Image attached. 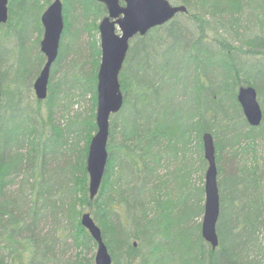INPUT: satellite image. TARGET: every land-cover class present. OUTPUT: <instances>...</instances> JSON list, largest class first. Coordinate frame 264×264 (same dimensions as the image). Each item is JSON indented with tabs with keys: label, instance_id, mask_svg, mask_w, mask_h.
<instances>
[{
	"label": "trees",
	"instance_id": "1",
	"mask_svg": "<svg viewBox=\"0 0 264 264\" xmlns=\"http://www.w3.org/2000/svg\"><path fill=\"white\" fill-rule=\"evenodd\" d=\"M89 1L93 10L85 13ZM173 1L185 4L186 11L176 13L143 35L137 34L130 43L119 73L123 103L109 118L108 159L101 185L92 199L88 193L86 157L97 129L96 85L100 62V44L92 29L99 31L96 21L106 14L105 5L97 0L70 1L71 23L64 22L43 99H37L35 94L30 99L25 97L45 60L39 46L43 33L40 17L31 26V31H36L31 42L35 43L30 59L33 68L16 70L15 77L9 78L12 90L1 86L0 80V264H94L92 255L84 254L86 249L96 246L80 223L85 207L101 229L112 264H160L162 251L181 242V235L188 234L187 231L188 239L199 245L196 264H237L219 259V253L227 250L222 235V226L227 225L225 214L232 215V229L246 233V238L240 241L245 246L240 263L264 264V252L245 255L249 248L256 249V228L264 220L261 212L264 154H260V148L264 147V0ZM75 6L83 16L82 29L91 36L85 47L77 45L78 32L72 31ZM251 10L256 12L254 24ZM63 16L64 19L65 12ZM9 20L10 10L7 20L0 25L8 24ZM252 25L256 33L249 34ZM176 29L182 30L184 39L180 40ZM72 34L74 40L68 42ZM7 36L10 41L11 33ZM23 41H13L10 48L15 45L21 48ZM132 43L139 45L138 56L143 55L148 62L152 58L148 66L152 70L150 78H145V67L139 65L134 73L127 74ZM167 45H176L186 55L192 67L189 76L195 71L204 73V68L209 67L213 72L197 79L198 93L193 99L194 106L188 105L192 108L189 111L187 108L188 114L176 113L166 124L156 115L149 117L147 112L155 107L149 109L146 104L150 95L160 101V91L166 88L169 72L157 64L162 48ZM66 54L71 56L65 62L62 60ZM81 56L83 59H79ZM7 65L14 63L10 60ZM76 66L82 67L83 78H79L81 73H75ZM23 71L28 72L27 76L30 74L26 85L17 76ZM67 75L84 82L76 81L68 88L53 86ZM244 84H252L257 90L263 116L256 126L246 121L236 97L238 87ZM87 93L90 111L83 115L73 103H80ZM176 96L186 103L189 94L182 89ZM24 98L33 103L26 122L6 124L5 112L13 110L15 100ZM59 105L67 111L65 116H57ZM205 131H210L214 138L218 173L219 242L215 248L201 234L203 175L205 178L207 167L202 139ZM51 147H60L66 158L62 166L63 182L53 187L47 184V168L42 169L50 158ZM250 185L257 194H251ZM46 216L55 227L41 234L38 223ZM117 229L126 233L120 234ZM57 237H69L75 254L61 259L53 253Z\"/></svg>",
	"mask_w": 264,
	"mask_h": 264
},
{
	"label": "rangeland",
	"instance_id": "2",
	"mask_svg": "<svg viewBox=\"0 0 264 264\" xmlns=\"http://www.w3.org/2000/svg\"><path fill=\"white\" fill-rule=\"evenodd\" d=\"M52 0H8V13L10 10V20L8 24L0 25V74H1V86L6 88L7 90H12L14 89V86L9 84V78L15 77V72L16 70H23V69H32L33 66L31 65V57L33 53L31 52L35 48V43H31L34 38L36 37V31L33 30L31 31V26L33 27L37 22L40 17L41 11L45 9L46 5H48ZM63 3V8L65 10L63 11V15L65 12V18L64 22L68 24V21H70V12H71V0H61ZM75 1V0H74ZM86 2L88 0H85ZM171 3H175L173 0H169ZM252 3H255V0H252ZM78 5V4H77ZM76 5V6H77ZM74 7L78 8V7ZM92 5L90 4V1L88 2V9L84 8V12H89L92 11ZM253 13L251 15V20H254L256 12L254 10H251ZM74 15V22L72 25V31L74 32L75 30L78 32V37L76 41L79 43L77 45H88L89 40L91 39V36L84 29H82V22H81V17L82 15L79 14V9H75L73 11L72 17ZM64 17V16H63ZM100 19V18H99ZM99 19L96 21L97 25L99 22ZM71 23V21H70ZM254 24V21L253 23ZM81 26V27H80ZM71 27V26H70ZM92 29V27H91ZM11 33V39L8 41V33ZM32 32V33H31ZM92 32L96 34L97 41H99V31L92 29ZM31 33V34H30ZM175 33L178 35V37L181 39H184L185 37L183 36V32L181 29H176ZM256 33V28L254 25H252V30L250 31L249 34H254ZM30 34L29 39H26L27 36ZM74 34L68 36V42L70 40H74ZM41 39V36H40ZM39 39V41H40ZM134 37L129 41V46L130 43ZM24 40V41H23ZM18 43L22 42V47L17 48V45L13 46L10 48L12 42ZM80 41V42H79ZM188 42V40H187ZM25 43L27 46H25ZM132 49L130 51V56L131 61H129L128 66L129 68L126 70L127 74L129 71H132L134 73V69L137 65L145 67V78H150L152 75V70L148 67L150 65L149 62H152V58H149V62L145 61L144 56H138L137 50L139 48V45L133 44L132 43ZM172 47H168V45L161 50V54L159 55L158 59V66L162 67L163 70H166L169 72V76L165 79V86L166 88L161 89L160 91V96L161 100L156 101L153 96L150 95L146 106H149V109L151 107H155V109H151L149 112H147L149 117L157 116L159 118H162L166 124L172 120L175 116L176 113L183 115V114H188L187 113V108L188 105L194 106L193 104V99L197 95L198 91L196 86L198 87L197 84V79L200 78H206V74H211L213 72L212 68L205 69L204 68V73H191L193 76H189L188 70H192L191 64L186 60L185 58L186 55L182 53V50H180L179 47L176 45H171ZM78 48V47H77ZM75 48V49H77ZM80 50V49H79ZM135 54H137V58L135 57ZM70 54H66L64 56V59L62 61H67L69 59ZM79 59H83L81 56ZM12 60L14 65H11L10 67L7 65V61ZM81 64L82 61L80 60ZM89 65V64H88ZM87 65V66H88ZM87 70H90V66L86 68ZM74 71L77 74H80L79 78H83L84 72L82 71V67L80 68L79 66L74 67ZM26 71H23V75L19 73V82L22 83V85H26L29 81V75L27 76ZM70 75V74H69ZM69 75H67L63 80L59 79L58 81H55L53 83V86L56 88L58 86H66L67 88L69 87V84H73L76 81L79 83L84 82L83 79H77V78H72ZM36 76V75H35ZM33 77V80L35 78ZM174 76L177 77V79H174ZM180 76V80H178ZM32 80V83H33ZM204 81V80H203ZM18 82V83H19ZM207 83H205L206 85ZM194 88V89H193ZM184 89L186 90L187 94H189L188 100L186 103H184L183 100H179L177 98V93L181 92V90ZM89 93L83 96V99H81L80 103H73L74 107L75 105L78 106V109L82 111L81 113L83 115L88 114L90 111V102H89ZM30 96L34 97V90L33 88L30 91H27V94L25 97L30 99ZM25 100L17 101L15 100V103L13 104V110H8V112H5V116L3 117L5 123H14L17 121L22 120L23 122H26L29 114L33 110V103L30 100ZM1 100V99H0ZM5 100V99H4ZM74 100H77V97L75 96ZM6 101V100H5ZM7 103V101H6ZM192 108H189L191 110ZM71 111V108H69L68 112ZM57 116L60 117L62 116L61 114L66 115L67 111L64 109V107L59 105V107L56 110ZM74 113V112H73ZM134 113V112H133ZM134 114H131V117H133ZM82 144V142H81ZM260 154H264V147L263 150L260 148ZM66 158L64 155L61 153V149L59 148H50V158L47 161L46 164L42 165V169L47 168V176L49 182V186H57L62 184L63 182V171L65 164ZM224 169L226 170L225 165L223 166ZM264 173V169L262 171ZM218 176V173L216 174V178ZM203 182H204V175H203ZM251 194H257V190L255 191V187L250 185L249 186ZM256 198V197H255ZM254 198V199H255ZM264 203V195L262 199ZM262 215L264 216V204L262 205ZM87 210L88 208L85 207ZM202 216V214H201ZM200 216V219H201ZM232 215L225 214L226 218V226H222V235L225 240V246L227 250L225 252H220L219 253V259L222 262H232L235 261L237 264H241L240 262L242 261L243 257V251L242 247L244 248L245 246L240 242L246 236L239 231H235L231 227V217ZM41 228V234L45 233L47 230L52 231V229L55 227V223H52L50 218L43 217L40 222L38 223ZM117 232L120 234H123L125 231H122L121 229H117ZM187 233H184V235H181V242L177 244L176 242L170 250H163L162 253L160 254L161 257L158 260L160 264H196V260L198 259L199 256V245L198 243L191 242L192 239H188L189 237V231ZM194 235L196 233L195 230L191 231ZM126 233V232H125ZM67 234V230H64V235ZM256 234H257V247L256 249L249 248L247 252H245V255L247 257L252 256L256 252H264V220L263 222L256 228ZM243 245V246H242ZM53 253L56 255H59L61 259L66 258L68 255H73L76 252L75 246L71 243V240L69 237L67 238H62V237H57L56 241L54 242V248L52 247ZM95 253V245L90 247L89 249H86L84 251V254L87 256H91L92 258L94 257ZM261 258V256H258Z\"/></svg>",
	"mask_w": 264,
	"mask_h": 264
},
{
	"label": "water",
	"instance_id": "3",
	"mask_svg": "<svg viewBox=\"0 0 264 264\" xmlns=\"http://www.w3.org/2000/svg\"><path fill=\"white\" fill-rule=\"evenodd\" d=\"M105 5L106 14L99 20L100 62L97 70L96 114L97 129L88 144L86 170L88 193L92 199L97 194L105 171L108 151L109 118L123 103L119 73L123 66L130 39L145 34L151 27L170 20L176 13L186 11L185 4L169 0H97ZM8 18V0H0V23ZM40 20L43 33L39 42L45 60L33 81L37 99L47 95L50 68L57 57L60 38L64 28L63 3L52 0L42 11ZM237 100L246 121L258 125L262 120V108L257 90L252 84L238 87ZM1 99V88H0ZM204 157L207 167L204 178V210L201 218V234L212 248L218 245L216 223L219 216V191L214 138L210 131L202 134ZM80 223L94 239V264H112V256L102 237L101 229L89 210L80 215Z\"/></svg>",
	"mask_w": 264,
	"mask_h": 264
}]
</instances>
